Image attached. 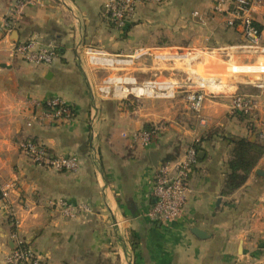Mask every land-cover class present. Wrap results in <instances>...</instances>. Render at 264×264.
I'll list each match as a JSON object with an SVG mask.
<instances>
[{
	"label": "crops",
	"instance_id": "crops-1",
	"mask_svg": "<svg viewBox=\"0 0 264 264\" xmlns=\"http://www.w3.org/2000/svg\"><path fill=\"white\" fill-rule=\"evenodd\" d=\"M103 2L43 0V6L15 17V1L0 0V183L10 188L7 199L0 197V264L13 246L12 231L46 264H264V153L243 186L226 196L220 193L232 148L228 140L259 141L257 133L264 134L262 96L254 86L264 76L232 75L225 85L211 87L219 89L203 103L204 123L187 109L183 96L143 107L94 100L88 87L91 74L80 64L75 45H99L105 36ZM213 2H145L124 33L118 32L129 52L140 46L210 50L208 64L203 56L189 61L204 62L217 75L225 64L232 73L242 70L232 63H264V56L222 50L242 39L238 29L227 28L213 15ZM255 19L264 46V9L256 10ZM25 40L52 44L56 59L32 66L12 58L13 44ZM153 67L152 75L187 73L182 64ZM235 93L255 98L261 127L249 129L229 112ZM51 98L73 107L70 121L41 119V103ZM93 109L98 120L92 125ZM160 119L166 121L165 129L149 146L131 144L133 132ZM27 140L42 143L56 156H76L78 170L61 173L34 165L20 149ZM193 144L198 162L182 215L167 225L152 222L146 212L155 167L167 157L174 161ZM60 200L88 210L65 218L52 205Z\"/></svg>",
	"mask_w": 264,
	"mask_h": 264
},
{
	"label": "built area",
	"instance_id": "built-area-1",
	"mask_svg": "<svg viewBox=\"0 0 264 264\" xmlns=\"http://www.w3.org/2000/svg\"><path fill=\"white\" fill-rule=\"evenodd\" d=\"M13 14L19 17L27 8L43 6V0H14ZM62 3L63 0H56ZM169 0H104L101 6V16L116 30L125 31L133 21L137 7L145 2L161 3ZM264 9V0H214L211 12L220 17L227 28L239 30L242 44L222 48L223 51L236 49L245 57L264 56V46L261 44V31L255 19L256 10ZM197 15V13H194ZM9 24L4 23L6 33ZM80 64L85 65L91 74L88 79L90 94L94 100H116L118 102H133L140 99L173 100L177 95L183 96L187 109L200 118L204 101L214 99L210 91L215 83L212 80L197 79L190 81L187 73L173 74L169 77L152 75L154 65L182 64L183 66L193 57L206 55L210 50L174 47H137L128 54L110 53L101 47L83 44L75 45ZM10 55L32 66L50 65L57 57L56 48L52 44L39 45L33 40H25L13 44ZM204 57V56H203ZM236 65V64H235ZM241 71L234 74L264 76V63H245L237 65ZM148 78H140L147 75ZM194 77V75H192ZM262 96L264 106V81L258 79L254 84ZM209 91L210 93H207ZM43 112L41 119L47 121H70L74 116L73 107L59 98H51L41 103ZM231 114L243 116L247 121H254L261 127L257 119V102L250 95L235 93L228 104ZM98 120L96 109L91 112L90 121L93 125ZM163 126L152 125L150 129L141 128L129 137L132 145L149 146L158 136ZM124 137L126 135H123ZM260 139H264L262 133ZM20 149L36 166L61 173H72L78 170L80 162L74 155L56 156L45 145L37 141L27 140L20 144ZM198 162V154L194 147H188L174 161L161 163L155 167L151 188V205L146 212L147 217L154 223L167 225L177 221L182 215L189 192V177L193 167ZM9 185L0 183V197L7 199ZM53 207L59 209L65 218H74L79 210L87 211L85 205L73 206L66 201H54ZM12 248L4 258V264H46L28 244L22 242L15 231H12Z\"/></svg>",
	"mask_w": 264,
	"mask_h": 264
},
{
	"label": "rangeland",
	"instance_id": "rangeland-1",
	"mask_svg": "<svg viewBox=\"0 0 264 264\" xmlns=\"http://www.w3.org/2000/svg\"><path fill=\"white\" fill-rule=\"evenodd\" d=\"M100 15H101V13H100ZM102 19H103V21H104V26L105 27H103L104 28V34H105V36L103 37V36H101L100 38H99V41H98V44L99 45H96V44H91V45H93V46H96V47H101V48H103V49H105V48H107V49H110V50H112L113 52H110L109 50H108V52H110V53H122V54H128V53H124V52H129L128 51V47H129V45H128V43L127 42H125L121 37H120V35H119V32H121V33H124V31H119V30H115L110 24H109V22H107L106 21V19H104L103 17H102ZM119 31V32H118ZM189 41V40H188ZM140 47H145V46H140ZM137 48V47H136ZM135 49V48H134ZM133 49V50H134ZM106 50V49H105ZM107 51V50H106ZM130 53V52H129ZM77 55V54H76ZM206 59H204L203 61H206V64H208V62L207 61H210V60H212L211 58H209V57H207L206 55H203ZM78 57V56H77ZM79 59V58H78ZM210 63V62H209ZM205 63L204 62H202V63H200V64H198V63H194V62H192V61H188L187 63H186V69H185V71L187 72V76H188V78H189V80L191 81L192 80V78H193V80L195 79V75L196 76H198L196 73H201L203 76H201V78H203V79H207L208 81L209 80H211V79H213L212 80V82L213 83H215L216 85H218V83H222L223 85H225V79H227L226 77H229V76H232V75H245V74H234V73H231V71L228 69V65H224V70H223V72H222V75H217V72H215L214 70H209V68L211 69V67H208L207 65H204ZM232 64H236V63H232ZM236 65H241V64H236ZM211 72V73H210ZM204 74H205V76H204ZM209 74V75H208ZM192 75H194V77L192 76ZM210 75H212V76H214V77H212V76H210ZM142 77H140V78H148V77H150L151 75H141ZM210 76V77H209ZM215 77H217L216 79H215ZM192 80V81H193ZM195 81V80H194ZM219 81V82H218ZM214 84V85H215ZM213 89V90H212ZM218 89L219 88H217V90H215L214 88H211V89H209L210 91H218ZM178 97H182V95L181 94H179V95H177ZM176 96V97H177ZM177 97V98H178ZM176 98V99H177ZM153 100H149V99H140V100H138V101H134L133 100V105H135V106H139V107H143L144 106V104L145 103H148V102H152ZM160 101H165V100H157V101H154L153 103H159ZM179 105H181V104H179ZM183 107V106H182ZM183 109V108H182ZM232 115H237V116H240L242 119H244L247 123V125H248V127H249V129H258L257 128V123L256 122H254V121H247L243 116H241V115H238V114H232ZM258 119V118H257ZM146 125V124H145ZM147 125H149L150 127L152 126V125H155V126H159V125H162L163 126V128L165 129V126H166V121L165 120H163V119H160L158 122H155V123H151V124H147ZM145 127V126H144ZM163 129V130H164ZM163 130H161V131H159V134L163 131ZM260 133H262V132H260ZM260 133H257V138H258V140L259 141H264V139H260L259 138V134ZM158 134V135H159ZM263 134V133H262ZM264 135V134H263ZM128 251V253H129V256L131 255V251L130 250H127ZM127 257V256H126Z\"/></svg>",
	"mask_w": 264,
	"mask_h": 264
},
{
	"label": "trees",
	"instance_id": "trees-1",
	"mask_svg": "<svg viewBox=\"0 0 264 264\" xmlns=\"http://www.w3.org/2000/svg\"><path fill=\"white\" fill-rule=\"evenodd\" d=\"M144 129H150V126L145 125ZM228 142L232 148L230 157L226 163L227 171L220 191L223 196L229 195L243 186L264 153V145L259 141H249L245 138H230ZM192 147L198 151L197 144H193ZM169 161L170 158L167 157L163 160V163Z\"/></svg>",
	"mask_w": 264,
	"mask_h": 264
},
{
	"label": "water",
	"instance_id": "water-1",
	"mask_svg": "<svg viewBox=\"0 0 264 264\" xmlns=\"http://www.w3.org/2000/svg\"><path fill=\"white\" fill-rule=\"evenodd\" d=\"M152 163H153L154 166H156V159H155V157L152 158ZM261 175H264V174H261ZM193 233H195L196 235H200V234H199V231H197V229H195V230L193 231Z\"/></svg>",
	"mask_w": 264,
	"mask_h": 264
}]
</instances>
